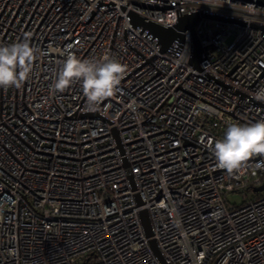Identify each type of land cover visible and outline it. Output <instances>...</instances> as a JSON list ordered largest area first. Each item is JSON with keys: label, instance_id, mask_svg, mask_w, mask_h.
<instances>
[{"label": "built area", "instance_id": "obj_1", "mask_svg": "<svg viewBox=\"0 0 264 264\" xmlns=\"http://www.w3.org/2000/svg\"><path fill=\"white\" fill-rule=\"evenodd\" d=\"M195 12L235 21L195 25L213 46L199 70L189 31L162 52L131 23ZM252 23L264 7L240 0H0V46L28 34L38 54L20 88H0V264H162L149 240L166 264H264V155L229 174L210 147L229 124L264 120ZM66 50L126 65L118 91L98 107L79 82L53 93Z\"/></svg>", "mask_w": 264, "mask_h": 264}, {"label": "clouds", "instance_id": "obj_2", "mask_svg": "<svg viewBox=\"0 0 264 264\" xmlns=\"http://www.w3.org/2000/svg\"><path fill=\"white\" fill-rule=\"evenodd\" d=\"M249 7L255 10L254 5ZM65 55L52 91L62 93L79 82L89 107H98L112 97L127 72L126 65L107 55L101 60H83L70 50ZM37 58V49L30 45L28 34L23 41L0 46V88H20L31 77ZM256 99L264 101V89L257 91ZM210 147L216 167L232 174L251 157L264 155V120L247 125L229 124L223 138Z\"/></svg>", "mask_w": 264, "mask_h": 264}, {"label": "water", "instance_id": "obj_3", "mask_svg": "<svg viewBox=\"0 0 264 264\" xmlns=\"http://www.w3.org/2000/svg\"><path fill=\"white\" fill-rule=\"evenodd\" d=\"M243 3H253L255 5H259L264 7V0H240ZM201 18H208L212 20L218 21H226V22H235L229 19H225L216 15H209L204 13H191L186 14L177 19V22L171 27H162L158 24H154L151 22H143L141 18L137 15L131 14V23L133 26H140L142 29H146L149 33L155 36L158 39V43L160 45V51H166L167 48L171 45L174 40L182 41L184 37V32L189 31L191 36V56L189 58V64L194 68L199 70V64L201 62V55L205 54L206 52L213 51V46H206L202 47L194 33L195 25L200 21ZM239 24L244 25V23L236 22ZM250 27L254 29H259L260 31L264 32V26L259 24H250ZM264 190V184L261 186L253 189V191L258 192ZM140 220L144 230V233L147 237L151 235L149 219L147 216V212L145 210L140 212ZM149 244L157 258L162 264H166L162 257L160 256L155 242L153 240H149Z\"/></svg>", "mask_w": 264, "mask_h": 264}, {"label": "rangeland", "instance_id": "obj_4", "mask_svg": "<svg viewBox=\"0 0 264 264\" xmlns=\"http://www.w3.org/2000/svg\"><path fill=\"white\" fill-rule=\"evenodd\" d=\"M248 195L252 196V193L250 192ZM248 195H239L237 193H230L227 195L226 200H228L230 203H240L243 199L248 198Z\"/></svg>", "mask_w": 264, "mask_h": 264}]
</instances>
